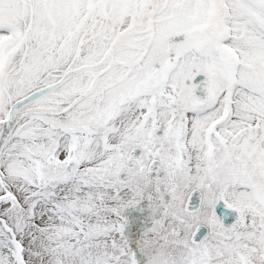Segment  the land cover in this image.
Returning a JSON list of instances; mask_svg holds the SVG:
<instances>
[{
  "label": "snow or ice",
  "instance_id": "snow-or-ice-1",
  "mask_svg": "<svg viewBox=\"0 0 264 264\" xmlns=\"http://www.w3.org/2000/svg\"><path fill=\"white\" fill-rule=\"evenodd\" d=\"M0 264H264V0H0Z\"/></svg>",
  "mask_w": 264,
  "mask_h": 264
}]
</instances>
